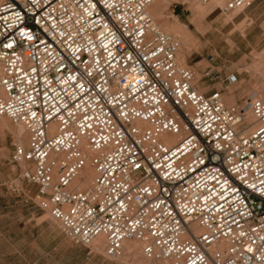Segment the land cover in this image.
Returning a JSON list of instances; mask_svg holds the SVG:
<instances>
[{"label": "built area", "instance_id": "obj_1", "mask_svg": "<svg viewBox=\"0 0 264 264\" xmlns=\"http://www.w3.org/2000/svg\"><path fill=\"white\" fill-rule=\"evenodd\" d=\"M155 1L0 0V117L28 134L12 160L62 232L103 236L108 259L136 240L170 264H264V96L202 93Z\"/></svg>", "mask_w": 264, "mask_h": 264}, {"label": "rangeland", "instance_id": "obj_2", "mask_svg": "<svg viewBox=\"0 0 264 264\" xmlns=\"http://www.w3.org/2000/svg\"><path fill=\"white\" fill-rule=\"evenodd\" d=\"M228 1L205 5L197 0H169L161 11L167 27L153 20L170 35L167 28L184 27L187 46L181 43L177 57H185V66L194 70L202 93L220 90L227 99L231 92L233 100L226 101L233 105L253 93L264 96V6L253 3L240 12H224ZM212 55L211 65L207 59ZM211 68L219 79L203 77ZM232 73L239 83L228 89L226 78ZM2 118L7 125L0 123V264H141L134 253L124 258V248L120 258L111 260L104 255L105 248L95 254L90 246L76 244L62 232L49 211L39 206L37 188L22 179L24 165L12 160L18 125ZM27 143L28 138L22 146ZM131 241L135 240L126 242Z\"/></svg>", "mask_w": 264, "mask_h": 264}, {"label": "bare ground", "instance_id": "obj_3", "mask_svg": "<svg viewBox=\"0 0 264 264\" xmlns=\"http://www.w3.org/2000/svg\"><path fill=\"white\" fill-rule=\"evenodd\" d=\"M159 1L162 2V0L155 1L148 8L149 9L148 13L150 12L149 14H150V16L152 18H153L152 14L156 13L162 7V6H159L160 5ZM158 20H159V23H160V25L162 27H167L165 24H163V22H162L163 18L162 17H160ZM156 26H157V24H156ZM176 27H178V26H176ZM176 27H174V28H176ZM167 31H169L171 33V35H174V37L176 39H178V41L180 43V48H181V45H182L181 43H183L184 46H187V37L184 36V27L179 28V30L178 29L177 30H174V29L172 30V28L171 29L167 28ZM180 48H179V52H180ZM179 52H178V54H179ZM178 54H177V56H178ZM259 57H261V56H259ZM177 62H178L179 65L181 64V66L182 65L185 66V63H184L185 62V57H182V56H181V58L177 57ZM0 95H1V93H0ZM253 96H257V94L253 93ZM229 97H227V99L224 98L226 103H227L226 100H233L232 99L233 96L230 97V98ZM0 123L4 124V125H7L5 120L2 117H0ZM14 133H15V138H16L15 140H17V143L22 146V143L24 141H26L27 138H28V134H27L25 128L22 125H18V127L15 129ZM93 177H94V171L91 168L90 164H87L85 166V168L82 170V172L80 173L79 177L75 180L74 185L76 187L80 188V189H86L87 187H89ZM89 246L92 248V251L95 254H101V253H103V248L106 249V239L103 236H99ZM123 248H124V258L128 257L131 253H134L135 257L137 258V261L139 263H141V264H146V263H149V262H153V263L164 262L163 264L169 263V262H165V261H156V260L148 259L144 255V252H143L144 243L136 241V240L135 241H131V242H126L125 241L123 243ZM123 248H122V254H123ZM104 255H105V251H104Z\"/></svg>", "mask_w": 264, "mask_h": 264}, {"label": "crops", "instance_id": "obj_4", "mask_svg": "<svg viewBox=\"0 0 264 264\" xmlns=\"http://www.w3.org/2000/svg\"><path fill=\"white\" fill-rule=\"evenodd\" d=\"M168 1L169 0H162V4H163L162 7L156 13L152 14L153 17H155L156 20L159 19L160 17L164 18V14L161 13V11L163 12V8L167 5ZM254 3H260L261 5L264 6V0H256ZM230 95H231V92H230ZM230 95H227V97H229Z\"/></svg>", "mask_w": 264, "mask_h": 264}]
</instances>
